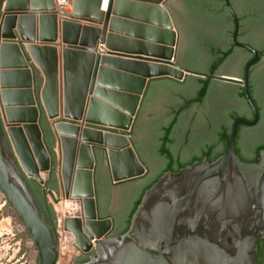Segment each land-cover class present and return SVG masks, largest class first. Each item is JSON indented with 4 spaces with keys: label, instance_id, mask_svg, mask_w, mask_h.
<instances>
[{
    "label": "water",
    "instance_id": "1",
    "mask_svg": "<svg viewBox=\"0 0 264 264\" xmlns=\"http://www.w3.org/2000/svg\"><path fill=\"white\" fill-rule=\"evenodd\" d=\"M170 1L72 0L70 6H56L54 0H0V190L34 243L35 264H56L59 258L52 222L27 181L44 184L43 174L50 178L53 172L42 112L58 135L63 195L82 205L81 217L64 219L78 251L87 255L75 264H264V253L262 262L256 261L258 241L264 240V147L255 161L235 152L238 125L258 120L248 73L259 51L236 40L233 13L234 44L254 55L243 77L184 67L177 62L180 35ZM226 5L232 10L228 0ZM125 8L151 17L125 15ZM58 15L64 17L61 61L53 44ZM121 25L144 33L130 38L118 29ZM188 75L238 82L254 117L232 122L216 159L158 176L142 193L127 230L113 235V219L98 212L99 159L113 187L143 177L147 168L131 133L148 87L157 80L184 82Z\"/></svg>",
    "mask_w": 264,
    "mask_h": 264
},
{
    "label": "flooded vegetation",
    "instance_id": "2",
    "mask_svg": "<svg viewBox=\"0 0 264 264\" xmlns=\"http://www.w3.org/2000/svg\"><path fill=\"white\" fill-rule=\"evenodd\" d=\"M197 1L198 6L211 9L212 12H207L205 9L194 14L191 12L189 15L187 11V14L195 21L193 23L195 26L192 24L191 29L197 31L198 34L196 40L193 34L188 35L194 45H190L182 54L177 53L179 64L196 70L193 68H197L205 58L206 61L203 65H206L210 58V49L225 44L222 31L224 25L230 22L228 16H231L233 21L232 35L228 43L242 49L247 60L251 59L254 56L251 51L234 44L235 20L233 13L238 21L236 40L259 51V59L249 68L248 73V83H251L253 87L249 93L257 108L258 120L254 125H243L253 129L255 133L243 135L240 133L238 125L235 137V152L238 156L246 161H254L260 145L264 143V0H228L232 10L227 7L226 0ZM181 3L183 4V2ZM218 9L222 12L227 11V14L225 15ZM214 12L216 16H213ZM212 32L217 34L212 36ZM254 65L256 66L252 68ZM187 77L184 82L165 79V85H155L153 81L148 87L131 133L135 149L141 162L147 168V172L143 177L133 180L134 185L141 179L154 178L160 172L177 170L194 161L216 159L225 149L227 141L224 140V135L228 131L231 132L233 121L230 113L232 110L238 109L242 114L243 109H246L250 115L248 119L252 120L254 117L246 99L237 100L235 98L236 92H239L240 86H242L239 83H237L239 85H222V87L228 86L232 89V93L229 95L218 90L214 94L208 93L198 103L188 104L195 93V85L188 83ZM232 99H236L239 104L242 101L243 108L240 109L237 103H231ZM167 127H170L168 133L165 132ZM165 135H168L167 140H165ZM103 165L105 164L102 163L100 167L96 168L100 172L96 185L102 195L104 192L101 187L106 181ZM119 185L115 186V189ZM112 188L108 210L113 203ZM116 192L117 200L125 195L121 189L117 188ZM112 234L120 233L113 230ZM85 256L87 255H77L73 264L81 262Z\"/></svg>",
    "mask_w": 264,
    "mask_h": 264
},
{
    "label": "trees",
    "instance_id": "3",
    "mask_svg": "<svg viewBox=\"0 0 264 264\" xmlns=\"http://www.w3.org/2000/svg\"><path fill=\"white\" fill-rule=\"evenodd\" d=\"M235 49L236 48L234 45L225 49V50L213 49L210 53L211 63L209 65V68L206 69L205 73L217 75L218 69L221 66H223V64L225 63V61L229 57H231V56H233V54H235ZM240 53L245 54L244 51H241ZM212 57H216V58H214L212 60ZM247 61L248 60H245L243 67ZM255 66L256 65H254L252 68H254ZM198 67H201V64ZM193 69H200V68L194 67ZM187 81L192 83L193 85H195V90H194L195 93H194L193 97L188 102V104H192V103H198L204 99V97L207 95L209 86L211 85V82L213 81V79H211L210 77L188 75ZM159 85H165V82L160 83ZM248 87H249V91L253 90L251 83H248ZM37 89H38V87H37ZM235 98L237 100H244L242 86H240V91L236 92ZM240 112L241 111H238V109L232 110V112L230 113L232 121H234L235 119L240 117V115H242ZM41 124H42V128H43V139H44L45 145L51 151V153L53 154V158H54V160H53V172H52L51 177L49 178V182L51 183V186L54 187L55 183L53 182V177H54V169L56 166V157H55L53 133H52L50 126L47 124V122L45 121V119L43 117L41 118ZM239 128H240V133H242V134L245 130L250 129V128H247L243 125H239ZM169 130H170V127H167L165 129V132L168 133ZM229 134H230V131H228L224 135L225 141H227ZM167 139H168V135H165V140H167ZM262 147H264V143L262 145H260L259 149H261ZM256 158L254 159V161L256 160ZM102 162H103V160L99 159L98 167H100ZM178 170L179 169L173 170V171H178ZM162 173L163 172H160V174H158V176H160ZM158 176H156L154 178L146 177L144 179L139 180L137 183H135V185H134L133 181H127V182L121 183L119 185V187L121 188V191H123L125 193V195L123 197L124 200H126V199L128 200L127 208L122 212V214H120L121 217H119L116 214H110L108 212V204L110 202L111 188H112L111 181H110V179H106V181L102 185L101 189L104 192L103 193L104 196H103L100 189L97 187L98 185H96L98 183V179H99V169L96 170L95 187H96V198H97L98 212L101 216L110 215V217L114 221V230L117 233L121 234L127 230L128 226H129L130 217H131L133 211L135 210L137 204L139 203L142 193L144 192V190L146 188H148L158 178ZM27 181L29 183V186L31 187V189L33 190L35 195L37 196V199H38L39 203L41 204L43 211L49 217L50 221L53 224L54 211H53L52 207L46 203L45 199L42 196V193H43L42 186L32 178H27ZM130 190H131V192L129 195ZM127 193H128V195H126ZM263 253H264V241L261 240V241H258V253L256 256L257 262H261L263 260ZM85 260H87V256H85L81 260V262H83Z\"/></svg>",
    "mask_w": 264,
    "mask_h": 264
},
{
    "label": "crops",
    "instance_id": "4",
    "mask_svg": "<svg viewBox=\"0 0 264 264\" xmlns=\"http://www.w3.org/2000/svg\"><path fill=\"white\" fill-rule=\"evenodd\" d=\"M143 1V0H142ZM181 2H183V4L181 3L182 5V12L179 11L177 8H176V3H175V0H171L169 3H168V7L171 11V13L173 14V17H174V20H175V23L178 27V30H179V35H180V39H181V35L183 32H186L187 35L189 34H193L194 35V39L196 40L197 39V31H193L191 29V26L193 23H195V21L189 16L191 14V12H193V14L199 10H205L207 8L205 7H201V6H198V1L197 0H181ZM72 4V2H71ZM106 10V9H104ZM142 9H139V8H125V11L127 12H124L125 15H128V16H138V17H141L140 15H144L143 17H145V19H148V17H151V14L148 12V11H144L142 12L141 11ZM220 12H222V10L218 9ZM187 11H188V14H187ZM207 12H212L211 9H207L206 10ZM217 12V11H215ZM214 12V14H215ZM222 13H224L225 15L227 14V11H223ZM37 16V14H36ZM192 16V15H191ZM213 16H216L213 15ZM228 16V15H227ZM193 17V16H192ZM64 18V17H61L58 15V36H57V40L53 43L56 48H57V53H58V59L59 61H61V42H60V22H61V19ZM228 18H230V22L225 24L224 25V30L222 31V35L224 36L225 38V44L222 45L221 47H213L212 49H210V53H211V50L213 49H219V50H225L231 46H233V44H229L228 41H230L229 39L231 38V35H232V28H233V21H232V17L228 16ZM72 21H75V22H79L81 24H90V25H93V26H96V27H99L101 28L102 25L101 24H95V23H91V22H87V21H82V20H77V19H70ZM154 23H157L156 21ZM230 24V25H228ZM184 26V29L181 30L180 27L183 28ZM231 28V29H230ZM120 31H122L126 36L130 37V38H137L138 36L142 35L141 33H144L142 32L140 29L136 28V27H133V26H129V25H121L119 26L118 28ZM212 36H214L212 33H211ZM138 39V38H137ZM3 40V39H2ZM33 43H35V41H33ZM120 43H123V42H119ZM103 46V45H102ZM99 47H101V44H98V49ZM236 48V47H235ZM243 51L242 49H239V48H236L235 49V54H233V56L229 57L225 63L223 64V66H221L219 69H218V74L217 75H224V76H230V77H234V78H242L243 77V64L245 62V60H247V56L243 53L241 54L240 52ZM240 53V54H239ZM210 56V54H209ZM216 58V57H212V60ZM211 63V56H210V59L208 61V63L206 65H203L201 64L202 68L201 72H204L206 71L207 68H209V65ZM231 66V67H230ZM198 68V67H197ZM228 68V69H227ZM231 68V69H229ZM40 76H41V80L38 81L37 83V86L40 87V85L42 84V81H43V76L42 74L40 73ZM22 79V76L21 77H17V83L20 84L22 83L21 80ZM214 79V78H213ZM214 81L216 82H219V84H222V85H239L237 84L238 82H231V81H228V80H220V79H214ZM155 85H159L160 83H163L165 82V80H157V81H154ZM188 82V81H187ZM190 83V82H188ZM191 85H193L192 83H190ZM241 85V84H240ZM42 117L45 119V121L47 122V124L51 127L52 124H53V121L52 120H49L45 113L42 112L41 113ZM26 119V118H25ZM50 123V124H49ZM53 138H54V149L56 151V155L59 157V145H58V135L56 133L53 134ZM59 152V153H58ZM56 156V166H55V169H54V177H53V182L55 183L54 187L51 186V183L49 182V176L46 175L45 177V183H44V186L46 187L47 190H52L54 191L55 193L57 194H63V191H62V185H61V178H60V175H59V161H58V157ZM103 170L105 171V175H106V179H110L109 177V174H108V171L106 169V166L103 165ZM111 181V180H110ZM112 185V184H111ZM113 187V185H112ZM43 189V187H42ZM42 196L43 198L44 197V191L42 193ZM80 255H83V254H80ZM85 255V254H84Z\"/></svg>",
    "mask_w": 264,
    "mask_h": 264
},
{
    "label": "rangeland",
    "instance_id": "5",
    "mask_svg": "<svg viewBox=\"0 0 264 264\" xmlns=\"http://www.w3.org/2000/svg\"><path fill=\"white\" fill-rule=\"evenodd\" d=\"M175 3H176V8L182 12L181 0H175ZM193 26H195V25L193 24ZM180 29L183 30L184 26H183V28L180 27ZM212 34L215 35L217 33L212 32ZM252 39L255 40L254 38H252ZM192 44L194 45V43H192L191 40H189L187 33L183 32L181 35V39L179 41L178 53L182 54ZM205 61H206V59L204 58L203 63H201V64H205L204 63ZM198 68H200V69H196L197 71L201 70L202 66L198 67ZM229 69H231V68H229ZM211 79H213V78H211ZM225 87H227V88H225ZM225 87H222V84H219V82H216L213 79V81L211 82V85L209 86L207 94L208 93L214 94V92H216L218 90H222L223 92L227 93L228 95L231 94L232 89L229 88L228 86H225ZM230 101H231V103H237L239 105L240 109H242L244 106L242 104V101H240V104L238 103V101L236 102V100H234V99H232ZM242 112H243L242 117H245L247 119L250 117L249 112H247L246 109H243ZM254 133L255 132L253 129H249V130H245L243 132V135H253ZM59 158H60V153H59L58 161H59ZM46 175H47V173L43 174L44 179H45ZM59 175H60V172H59ZM117 188L119 190L121 189L120 187H117ZM117 188L115 189V187H113L112 191H114V190L116 191ZM62 191H63V189H62ZM130 192H131V190L129 191V193ZM44 197H45L44 199H45L46 203L48 204L45 191H44ZM127 202H128L127 199L124 200V198H118V200H117V196H115V197L113 196V203L111 204V207L108 210V212L110 214H116L119 217H121L120 214H122V212L127 208V205H128ZM7 212H9L12 215V219L14 221H17L19 219L12 208H10V209L3 208L2 211L0 212V264L9 263L10 261H14L17 258H19V260L21 261V264H28V262H25L27 258H29L28 260L32 259V261L30 263H32V264L36 263L35 261H37V252H36L34 244H32L30 242L31 238L28 235V233L24 232L22 235H20L18 237H14L10 234V232L14 233L15 228L13 227L12 228L13 230L10 229V225L12 224V222L10 223V225H8L7 224L8 222L3 219L5 213H7ZM19 242H20V244H19ZM21 255H24V256L22 258H20Z\"/></svg>",
    "mask_w": 264,
    "mask_h": 264
},
{
    "label": "built area",
    "instance_id": "6",
    "mask_svg": "<svg viewBox=\"0 0 264 264\" xmlns=\"http://www.w3.org/2000/svg\"><path fill=\"white\" fill-rule=\"evenodd\" d=\"M54 2L56 6H70L72 0H54ZM41 186L45 191L48 204L54 211V221L52 225L54 232L57 235L59 245V258L56 264H71L75 260V257L77 255H80L81 253L78 251L77 246L74 243L73 234L64 229V219L66 217H81V202L74 198H66L61 194L57 195L54 191L47 190L44 184H41ZM3 208L10 209L11 206L0 190V212ZM3 219L8 222V225H10V223L12 222V224L10 225V229H12L13 227L15 228L14 233L10 232L12 236L18 237L24 232L26 233L25 227L23 226L21 221L19 219L17 221H14L12 219V215L9 212L5 213ZM30 242L34 244L32 240H30ZM23 256L24 255H21L20 258H22ZM28 259L29 258H27L25 262H28V264H32L30 263L32 259ZM6 264H21V261L19 260V258H17L16 260L10 261Z\"/></svg>",
    "mask_w": 264,
    "mask_h": 264
},
{
    "label": "bare ground",
    "instance_id": "7",
    "mask_svg": "<svg viewBox=\"0 0 264 264\" xmlns=\"http://www.w3.org/2000/svg\"><path fill=\"white\" fill-rule=\"evenodd\" d=\"M65 258V257H64Z\"/></svg>",
    "mask_w": 264,
    "mask_h": 264
}]
</instances>
